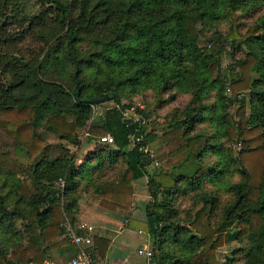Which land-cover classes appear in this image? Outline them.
<instances>
[{"label":"trees","instance_id":"trees-1","mask_svg":"<svg viewBox=\"0 0 264 264\" xmlns=\"http://www.w3.org/2000/svg\"><path fill=\"white\" fill-rule=\"evenodd\" d=\"M36 1L48 3L59 13V20L65 27L64 42L61 43L65 54L59 58L72 66L75 86L72 94L60 88H51L53 95H46L43 101L39 95L45 94L46 90L38 89V93L35 92L26 104L21 103L22 99L26 102L21 95L12 96L11 100H19L18 104L10 105L1 112L0 130H6L14 139V156L18 154L24 162V171L31 178V182L24 179L16 183L13 194L16 195L17 204L28 205L31 210L25 217L16 207L7 213L0 202L1 222L8 215L10 219L13 213L22 216L26 222L22 231L26 238L24 246L13 244L7 251L0 242V264H44L52 250L72 246L61 229L65 221L63 210L66 219L77 226L73 214L82 192L90 194L105 210L128 211L133 203V183L144 178L147 179L150 201L144 210L145 222L141 230L149 235L152 250L162 251L163 254L161 258L151 260L150 264H218L216 251L223 246L227 229L232 225L235 239L247 247L235 254L244 257L245 264H264V16L261 25L250 28L244 34H240L232 25L225 35V41L238 40L237 47L245 46L248 50L236 63L239 76L230 82L226 81L225 74L219 75L220 60L212 47L198 51L189 45L193 37L204 36V30H197L195 24L205 13L215 18L216 11L223 7L225 17L230 20L239 7L264 0H131L129 8L122 12V19L115 23L112 38L101 42L99 50L88 55L75 49L79 36L70 22L68 4L60 0ZM102 5L107 3L103 1ZM168 5L187 11L197 5L200 13L193 15V11H189L182 17L178 11L171 13L170 8L165 11ZM80 13L85 17L86 9H81ZM155 13L162 14L164 28L159 21L144 20L147 14L153 17ZM186 57L209 60L206 68L210 75L216 76L215 83L222 105L243 93L250 94V114H247V106L241 99L234 115L226 113L220 116L221 122L227 125L224 133L228 140L239 145L236 162L243 180L233 186L234 202L225 208L223 224L217 228L209 223L211 205L208 202L195 213L188 228L182 229L172 220L170 196L177 183L185 182L193 187L201 176L206 175L214 180L218 178V175H213L216 171L200 160L206 145L204 138L190 141L183 137L188 128H184L183 124L191 125L203 118L200 113L191 117L194 109L187 111L185 121H150V132L144 134L142 122L148 116L144 115L139 123L125 119L122 112L130 106L120 105L117 91L108 93V99L114 100L118 107L106 110L103 125L92 127L89 132L96 137L109 134L113 144H100L103 147L94 150L92 158L99 161L97 169L103 163L114 164L125 160V170L118 181L104 182L99 186L94 181L99 175L98 170L91 172L93 168L89 169L90 157L79 165H76L72 155L50 158V145L41 141L35 133V128L42 124L58 140L76 142L77 130L90 116V105L104 97L103 87L95 95H84L87 87L81 84L79 78L84 67L101 62L109 70H123L128 77L118 82V88L145 79L158 67H176ZM253 73L257 76L256 80L252 79ZM70 99L72 107L63 109L62 104ZM137 113L141 111L137 110ZM66 115H74L76 122L68 121ZM133 136L141 137V140H134L131 145ZM112 146L114 153L110 152L112 149H107ZM145 148L148 153L144 152ZM8 150L2 146L0 139V176L13 179L22 168L13 161ZM155 160L161 161L162 167L157 172L149 173L148 167ZM60 178L64 180L62 196L66 199L63 209L56 196V184ZM92 186L99 189L93 192L92 188L89 189ZM53 218H56L54 222ZM93 242L100 247L99 242L102 241L93 238ZM105 243L103 241V246ZM171 244L180 252L179 257L168 249ZM73 251L67 261L75 256L76 248ZM184 252H188L187 255ZM236 260L231 259V263Z\"/></svg>","mask_w":264,"mask_h":264},{"label":"rangeland","instance_id":"rangeland-1","mask_svg":"<svg viewBox=\"0 0 264 264\" xmlns=\"http://www.w3.org/2000/svg\"><path fill=\"white\" fill-rule=\"evenodd\" d=\"M60 1L68 4L70 22L78 32L79 41L75 45V49L86 55L98 51L101 42L112 38L115 23L122 19V12L131 5V0ZM103 1L107 5H102ZM74 3L77 6L74 7ZM169 8L168 5L165 11ZM81 9H86L85 17L80 13ZM169 10L171 13L180 12L182 17L183 15L185 17L189 11H193V15L200 13L197 5L193 9L189 8L188 11L173 6ZM215 14L216 17L213 18L205 13L203 18L196 22L197 30H204V36L193 37L190 39L189 45L196 47L198 51L204 47H212L211 49L220 60L219 75L225 74L226 81L230 82L239 76L236 63L244 57L248 50L245 46L237 47L238 40L225 41L224 37L232 25L240 34L261 25L264 16V2L254 1L239 7L234 11L233 19L230 20L225 17L223 7L219 8ZM161 16L160 13H155L153 17L147 14L144 20L159 21L160 26L164 28ZM64 33L65 27L59 20L58 11L48 3L36 0H0V115L4 108L18 104L19 100H11L12 96L21 95V98H26V102H23L22 99L21 103L26 104L28 100L32 99L35 92L38 93V89L46 90L45 94L40 93L39 95L42 101L46 95L52 93L51 88H60L63 92L72 94L75 86L72 80V66L68 61H62L59 58L65 54L61 47V43L64 42ZM200 58L186 57L183 63L176 67H158L145 79L129 82L118 88V82L126 79L128 75L123 70H109L101 62H97L91 67H84L79 76L81 84L85 88L87 87L84 95L86 93L95 95L101 87L104 88L102 95L117 91L120 105L130 106L127 111L129 118L140 122L142 117L147 115V119L144 118L142 122V126L145 127L144 134L150 132V121H185V115L190 109L195 110L191 113V117L197 113L203 117L191 125L183 124L184 128L188 127L183 137L190 141L204 138L206 145L202 149L200 160L216 171L213 175H218V178L214 180L204 175L193 187L186 185L185 182H179L171 191L172 220L182 229L189 227L195 213L207 202L211 205V213L208 218L210 225L217 228L223 224L224 210L235 199L232 188L243 180V176L236 162L239 145L228 140L224 133L227 125L225 122H221L220 116L226 113L234 115L241 99L245 101L247 114H250L249 92L243 93L237 98L233 97L230 99L232 102L222 105L219 100L218 85L215 83L216 76L210 75L206 68L209 60ZM252 79H257L254 73ZM72 105L70 99L67 103L62 104V108H69ZM113 107L117 108L118 105L110 99L90 105V116L83 127L77 130L76 142L58 140L48 133L42 124L35 128V133L41 141L50 145V158L72 155L79 159L77 163H81L90 157L88 159L89 169L92 167L91 172L98 170L99 173L94 179L98 186L104 182H116L123 175L125 160L121 159L114 164L103 163L101 168L97 169L96 165L99 161L92 158V153L103 146L97 142L98 137L89 132L92 127L103 125L104 112ZM137 110L141 113L138 114ZM66 119L76 122L74 115H66ZM0 139L2 146L7 150L10 148L13 161L22 168V171L16 174L13 179L0 176V202L2 201V206L7 213L16 207L25 217L29 215L31 207L17 204L16 195L14 196L13 192L16 190V185L22 180L31 182V178L24 171V162L18 154L16 153L14 156L15 147L12 136L6 130H0ZM108 148L112 149L110 152H115L114 146ZM155 162L158 164L156 165ZM161 167L162 162L155 160L148 167V171L149 173L157 172ZM219 172H221L220 175ZM98 186L97 188L92 186L89 189L92 188L94 192L99 189ZM133 188L134 197L130 209L138 211L144 216L145 207L150 201L147 179L134 182ZM58 196L59 205L63 209L66 199L63 196L60 197V194ZM13 215L14 213L10 219L8 215L3 218V222L0 221V242L7 251L13 247V244L24 246L26 242L22 232L26 222L19 214ZM63 216L64 219L67 218L65 210H63ZM55 220L56 218L52 219L53 222ZM234 233L235 228L232 225L227 229L223 246L216 251L215 256L218 264H245L244 257H239L235 252L247 247L235 239ZM168 249L179 257L180 252L173 244L169 245ZM132 250H136V247H132ZM150 250L153 253L152 260L163 256L162 251L152 250V243ZM187 253L184 252V255ZM231 259L237 260L231 263ZM54 261L55 264H60L58 261Z\"/></svg>","mask_w":264,"mask_h":264},{"label":"crops","instance_id":"crops-1","mask_svg":"<svg viewBox=\"0 0 264 264\" xmlns=\"http://www.w3.org/2000/svg\"><path fill=\"white\" fill-rule=\"evenodd\" d=\"M76 165L78 158L73 156ZM77 209L73 214L77 225L86 224L93 227V238H97L100 247L93 242V252L97 259L110 264H149L138 255L142 249L150 250L151 239L141 230L145 222L143 214L129 209L128 211L101 209L98 202L87 192H82L77 200ZM72 224V223H71ZM103 241L106 243L103 246ZM135 245V246H134ZM74 247V246H73ZM67 245L61 249L52 250L44 264H63L73 254V248ZM136 247V250H132ZM135 251V252H134Z\"/></svg>","mask_w":264,"mask_h":264},{"label":"built area","instance_id":"built-area-1","mask_svg":"<svg viewBox=\"0 0 264 264\" xmlns=\"http://www.w3.org/2000/svg\"><path fill=\"white\" fill-rule=\"evenodd\" d=\"M129 109H126L122 112V115L125 119H131L127 116V111ZM132 111L135 109H131ZM132 120V119H131ZM134 121V120H133ZM136 123H139L138 121H134ZM134 140L140 141L141 137H131V145H133ZM99 144H104V145H112L113 144V138L111 135L106 134L103 136L98 137ZM145 153H148V149H144ZM150 157L153 158V154L151 152ZM157 165L158 163L155 162ZM56 189L57 193L60 194V197L63 195L64 191V180L63 179H58L57 184H56ZM61 229L63 234L66 236L68 242L70 245L74 246L76 248V254L73 258L68 260L67 262L63 264H110L109 262L106 261H101L96 258L93 252V227L88 226L86 224H80L77 226H73L67 219L62 223ZM138 255L142 256L146 259V261L150 264L153 253L151 250L147 249H142L138 251Z\"/></svg>","mask_w":264,"mask_h":264},{"label":"water","instance_id":"water-1","mask_svg":"<svg viewBox=\"0 0 264 264\" xmlns=\"http://www.w3.org/2000/svg\"><path fill=\"white\" fill-rule=\"evenodd\" d=\"M106 100H108V96L104 95V97L102 99L94 101V104H99V103H102Z\"/></svg>","mask_w":264,"mask_h":264}]
</instances>
